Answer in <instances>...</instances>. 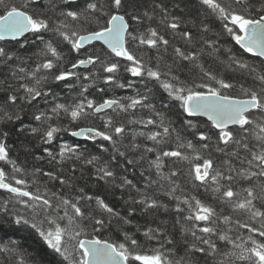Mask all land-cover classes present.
Wrapping results in <instances>:
<instances>
[{"label": "snow or ice", "instance_id": "snow-or-ice-1", "mask_svg": "<svg viewBox=\"0 0 264 264\" xmlns=\"http://www.w3.org/2000/svg\"><path fill=\"white\" fill-rule=\"evenodd\" d=\"M187 6L186 0H152L151 7L144 0H0V162L11 166V172L0 167V189L11 194L0 204V231L30 229L44 255L60 258L56 264H264V0H198L191 20L172 11ZM222 38L241 52L224 47ZM121 72L139 79L144 91L100 101L85 95L91 85L83 81L134 88ZM73 80L81 83L71 103L38 107L41 98L56 96L46 85L75 90ZM149 82L162 93L160 109ZM26 108L34 109L38 126L17 130L14 121L23 124ZM173 109L179 127L167 114ZM65 118L75 125L71 136L98 143L101 155L62 143L55 152L43 149L55 171L31 172L12 158L13 134L50 145L69 131ZM179 162L187 163L186 174ZM85 166L115 199L86 191ZM137 168L144 170L130 178L129 169ZM37 174L47 178L43 185ZM53 182L58 190L49 187ZM188 184L211 192L219 211ZM169 212L171 231L161 219ZM0 264L45 261L10 239L0 243Z\"/></svg>", "mask_w": 264, "mask_h": 264}, {"label": "trees", "instance_id": "trees-1", "mask_svg": "<svg viewBox=\"0 0 264 264\" xmlns=\"http://www.w3.org/2000/svg\"><path fill=\"white\" fill-rule=\"evenodd\" d=\"M16 3L22 2V0H15ZM188 6L187 8H184L183 11L179 9H172V11L185 18L186 20H191L193 17L196 16V9L198 7V0H186ZM144 3L148 6H152V0H144ZM183 7V5H182ZM204 17H200V19H203ZM152 26H156L155 23H153ZM213 27V30L215 31L217 29V25H211ZM142 27H147V24L143 25ZM163 31V28H161ZM31 40L32 38L29 37ZM23 40V39H22ZM177 43H181L179 41V38L177 37ZM221 43L224 47H230L233 48L234 51L237 53H240L241 50H239L238 46L234 44V42H231L230 39L228 38H222ZM13 47H18V45L15 44V42L12 43ZM171 52V49H169V53ZM152 55H155V52L153 51ZM243 58L246 59L250 64L254 63L259 65L260 59L256 57H252L249 54H243ZM213 67H215L213 65ZM80 72H85V69H80ZM87 71H93L91 67ZM122 82H126L129 79H133L135 82V87L134 88H119L116 87L115 85H105L102 80H97L95 84H92L91 81H83L85 84H90L91 86L89 87V92L86 93L85 95L88 96L90 99H96L97 101H100L102 98H120V97H127V96H132L135 95L136 90L144 91V84L139 81V79L132 78L130 77V74L121 72L120 74ZM72 83L76 84L75 90H70L67 89L63 86V84H60L57 86L55 83H50L49 85H46L45 88L47 90L48 87H51L52 90L56 93L55 98H53L51 95L48 97V103H45L44 99H40L38 103V107L41 110L47 109L51 106V103L54 102H60V103H71L76 97L77 93L80 91V83L75 80L71 81ZM149 87L153 88V101L156 103V106L158 109H160L162 106L160 104V100L162 99V93L160 90H158L157 87H153L152 83L149 82ZM100 89H103V91H100ZM34 109H28L26 108L25 111L28 112V115L23 116V124H21L19 121H14V124L17 128V130L21 127L23 128H30V127H36L38 126V122L34 121L30 115V112L33 111ZM175 109H173L171 112H168L167 114L169 117L173 120L176 121V126L179 127V121L177 120L176 114H175ZM147 115L146 111L140 112L138 111L137 115ZM200 122L206 121L203 118H198ZM91 121H86V122H81V126H87L90 124ZM97 124H99V121H96ZM61 125L68 127L69 131H62L57 134L56 139L52 142L50 145H46L43 142L40 141L38 136H31L28 135L25 137L24 135H16L13 134L9 138V146L11 148V156L13 159L17 160L18 164H21L25 168L31 172L34 168L38 167L43 169L44 171H55V168L47 163V153L43 151L44 148H50L53 152L58 151V145L62 143H68V144H79L81 149L83 148H88L89 151L94 154V155H101V153L98 150V143L94 144L91 141L87 140H76L71 136V130L75 127V125L69 124L68 120L65 118L61 121ZM8 127H13V124L10 123ZM131 127H137L139 128L140 126H129ZM191 139V136L188 137ZM24 144L28 151L26 152L24 149H22L21 144ZM107 145V142H103ZM35 155H40L44 156L45 159L41 161H37L34 159ZM108 153H103V159H107ZM70 166V164L68 165ZM177 167H180L183 172L186 174L188 170V165L186 162H179ZM0 167H5L6 171L11 172V166L10 165H5L4 162H0ZM146 168V165H145ZM143 168H137L136 170L129 169L128 175L130 178H138L139 177V172L143 171ZM92 171L91 166H85V180L88 182V187L86 188V191H89L90 193H95V194H100L103 197H105L107 200L111 201L115 199V197L112 196L111 191L106 188L102 182L97 183L96 181L92 180L89 177V172ZM122 171V170H121ZM147 174V173H146ZM29 181H31L32 177L31 175L25 177ZM37 178L40 180L41 185H43L46 181L47 178L41 176L40 174H37ZM85 180H81L80 183L84 184ZM181 180L184 181L185 177H181ZM197 184L199 182H196ZM49 187L52 188L53 190H58L59 185L56 183H50ZM187 189L192 191L193 194L197 195L200 199L204 200L206 203H210L213 206L217 207V210L222 207L218 201H216L213 198V194L211 192H205L204 188L200 187L198 189H193L190 184L187 185ZM30 190H34V187ZM43 190V189H42ZM11 194L1 191L0 190V204L6 199H9ZM119 195V193H117ZM164 202L168 203L167 197H161ZM121 204H123V201H120ZM19 208L20 206L17 205ZM171 207V204H170ZM9 208L11 209V205H9ZM225 212H229L230 209H228L226 206H224ZM5 215L3 212H0V216ZM175 217L174 212H169L168 214H164L161 216V219H165L169 221V230L171 231V222L172 219ZM242 219H246V217H242ZM257 226L259 224L257 223ZM243 231V230H242ZM246 234V233H245ZM15 240L17 241L18 244L21 245V247L25 250H27L28 254L32 257H36L37 259H43L45 261V264H56V261H58L60 258L53 256L50 251L47 255H44L42 252L43 245L42 242L40 241L39 237L36 236L34 232H32L28 228H13V229H8L6 228L5 231H0V243H6L8 240Z\"/></svg>", "mask_w": 264, "mask_h": 264}, {"label": "water", "instance_id": "water-1", "mask_svg": "<svg viewBox=\"0 0 264 264\" xmlns=\"http://www.w3.org/2000/svg\"><path fill=\"white\" fill-rule=\"evenodd\" d=\"M22 39V38H21ZM91 66H89V68H90ZM199 118H204V119H206V117H199ZM76 139H79V140H84V138L83 137H75ZM1 191H4V190H2V189H0Z\"/></svg>", "mask_w": 264, "mask_h": 264}]
</instances>
